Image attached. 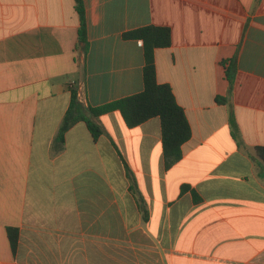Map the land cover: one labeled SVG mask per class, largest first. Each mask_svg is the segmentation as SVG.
Instances as JSON below:
<instances>
[{
	"label": "crops",
	"instance_id": "1",
	"mask_svg": "<svg viewBox=\"0 0 264 264\" xmlns=\"http://www.w3.org/2000/svg\"><path fill=\"white\" fill-rule=\"evenodd\" d=\"M83 2L86 51L75 0H0V264H264V0ZM146 26L172 31L155 62L191 127L181 160L158 117L118 111L56 153L70 85L93 107L144 90L123 35Z\"/></svg>",
	"mask_w": 264,
	"mask_h": 264
},
{
	"label": "trees",
	"instance_id": "2",
	"mask_svg": "<svg viewBox=\"0 0 264 264\" xmlns=\"http://www.w3.org/2000/svg\"><path fill=\"white\" fill-rule=\"evenodd\" d=\"M76 11L80 16L79 42L86 51L88 49V29L83 0H75ZM123 37L141 40L144 46V90L108 104L93 107L83 104L78 92L70 85L71 101L63 122L54 141V151L60 152L65 146V135L78 122L86 123L94 138L99 137L103 130L97 123L100 116L118 111L130 128L136 127L151 118L158 117L161 121L162 145L167 169L178 163L182 158V145L192 135L184 109L178 104L169 84L157 81L155 51L168 48L172 43V31L169 27L146 26L126 32ZM228 78L232 80L231 71ZM257 154L264 161V148H256ZM8 238L13 253L18 249L20 231L16 227H8Z\"/></svg>",
	"mask_w": 264,
	"mask_h": 264
}]
</instances>
